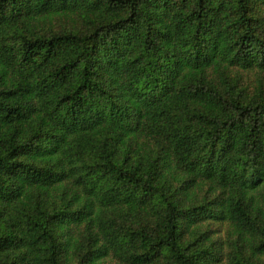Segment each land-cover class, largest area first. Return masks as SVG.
Wrapping results in <instances>:
<instances>
[{
    "label": "trees",
    "instance_id": "trees-1",
    "mask_svg": "<svg viewBox=\"0 0 264 264\" xmlns=\"http://www.w3.org/2000/svg\"><path fill=\"white\" fill-rule=\"evenodd\" d=\"M0 264H264V0H0Z\"/></svg>",
    "mask_w": 264,
    "mask_h": 264
}]
</instances>
